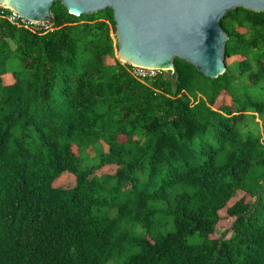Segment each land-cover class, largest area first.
Here are the masks:
<instances>
[{"label":"trees","instance_id":"16d2710c","mask_svg":"<svg viewBox=\"0 0 264 264\" xmlns=\"http://www.w3.org/2000/svg\"><path fill=\"white\" fill-rule=\"evenodd\" d=\"M8 14L0 264H264V11L221 20L223 74L176 57V77L152 79L116 56L111 8L76 15L57 0L48 30ZM65 172L75 186L55 185Z\"/></svg>","mask_w":264,"mask_h":264},{"label":"water","instance_id":"95a60500","mask_svg":"<svg viewBox=\"0 0 264 264\" xmlns=\"http://www.w3.org/2000/svg\"><path fill=\"white\" fill-rule=\"evenodd\" d=\"M3 1L6 4H3ZM57 0H0L22 16L52 21ZM81 15L106 8L114 12L119 57L123 62L171 70L176 57L186 59L210 78L227 70L228 35L221 20L229 10L264 11V0H61Z\"/></svg>","mask_w":264,"mask_h":264},{"label":"rangeland","instance_id":"374dc122","mask_svg":"<svg viewBox=\"0 0 264 264\" xmlns=\"http://www.w3.org/2000/svg\"><path fill=\"white\" fill-rule=\"evenodd\" d=\"M116 56L120 59V57H119V48L116 50ZM121 60V59H120ZM232 58H228L227 59V62L231 65V67L232 66H235V64L232 62ZM122 61V60H121ZM237 74H238V72H237ZM6 80L7 81H11L12 80V76H11V74H8V75H6ZM255 87V90H256V93L258 92V90H257V87L256 86H254ZM242 88H240V90H241ZM248 89V91H252L254 88H253V86L252 87H250V88H247ZM239 90V91H240ZM244 90H246V88L245 87H243V91ZM241 92V91H240ZM259 93H261L260 91H259ZM252 120V117L249 115V117H247V120L245 121V123L243 124V125H241V128H245L247 125H250V123L252 122L251 121ZM259 122H262L260 119H257ZM251 126H252V123H251ZM108 151V145L104 142V141H101V142H99L94 148H90V149H88V152L91 154V156H95V154H97V153H100L101 151ZM91 160H93V159H91ZM106 170H111L110 168H108V167H104ZM55 185L56 186H63V187H73V186H75L76 185V177H75V175L74 174H72V173H69V172H65V173H63L56 181H55ZM235 199H233L231 202H230V204L234 201ZM224 212H225V210H222L221 211V213H222V215H224ZM228 222H226V221H222L220 224H219V226H218V228H217V234H221V233H223V232H225V230H227V227H228Z\"/></svg>","mask_w":264,"mask_h":264},{"label":"built area","instance_id":"2783aa9c","mask_svg":"<svg viewBox=\"0 0 264 264\" xmlns=\"http://www.w3.org/2000/svg\"><path fill=\"white\" fill-rule=\"evenodd\" d=\"M3 7L9 9L8 17L13 22H20L24 25H27V26H30L36 29L44 28L48 30L52 28V22L50 21L29 19V18L22 16L18 11H16L14 8L10 6H3ZM131 65H132L131 70L133 74L136 75L137 77L144 78V79L155 78L159 74L163 73L164 71L172 72L171 70H165L162 68L147 67V66H141V65H135V64H131Z\"/></svg>","mask_w":264,"mask_h":264},{"label":"bare ground","instance_id":"6f19581e","mask_svg":"<svg viewBox=\"0 0 264 264\" xmlns=\"http://www.w3.org/2000/svg\"><path fill=\"white\" fill-rule=\"evenodd\" d=\"M3 4H6V5H8L7 3H5L4 1H3Z\"/></svg>","mask_w":264,"mask_h":264}]
</instances>
